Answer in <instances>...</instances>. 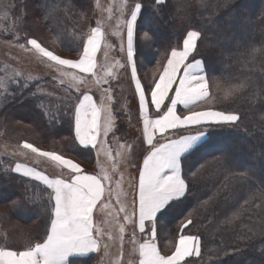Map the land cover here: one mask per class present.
Masks as SVG:
<instances>
[{
	"label": "trees",
	"instance_id": "16d2710c",
	"mask_svg": "<svg viewBox=\"0 0 264 264\" xmlns=\"http://www.w3.org/2000/svg\"><path fill=\"white\" fill-rule=\"evenodd\" d=\"M32 1L39 10V26L56 36L64 54L77 57L89 25L97 21L99 13L92 9L91 0ZM135 1L142 4L137 24L142 41L135 30L134 58L143 84H152L156 76L151 77V70L156 62L164 60L162 68L171 49L181 47L187 31H201L197 58L204 60L211 95L216 96L211 107L241 117L234 127L209 129L207 139L183 158L186 196L162 216L160 244L172 250L180 233L192 234L200 237L201 253L210 258L206 264H264V0H205V4L201 0ZM254 48L260 51L253 54ZM213 78L219 79V89ZM245 79L247 88L223 99L227 88ZM3 115L15 119L22 141L36 144L25 137L28 131L21 126H29V132L38 133V139L48 144L70 137L60 141L63 150L77 160H88L87 150L92 149L72 143V107V119L63 118L65 121L57 124L52 116L43 120L32 102L9 104ZM219 143L223 148L217 147ZM0 176V203L11 202L9 211H0L3 226L12 215L18 222L24 218L26 225L39 220V227L16 230L23 237L39 235L44 228V206H33L24 196V185L14 176ZM35 197L37 203L46 204L42 191ZM245 200H249L247 205ZM185 215V221L191 219L192 223L182 230ZM189 264L203 263L193 257Z\"/></svg>",
	"mask_w": 264,
	"mask_h": 264
},
{
	"label": "snow or ice",
	"instance_id": "6c2138e0",
	"mask_svg": "<svg viewBox=\"0 0 264 264\" xmlns=\"http://www.w3.org/2000/svg\"><path fill=\"white\" fill-rule=\"evenodd\" d=\"M163 2L164 0H157L158 4ZM201 3L205 4V0H201ZM125 10L129 17L123 21L126 27L127 60L131 63V78L135 82V91L139 96L142 135L149 150L143 158L142 168L139 169L138 198H133L131 213L127 211V205L120 199L124 195L121 189L123 177L121 176L120 181H116L115 194L117 203L120 205L118 211L123 213L125 222L138 226L140 233L145 232L147 223L149 235L142 242L136 240L135 231L131 233L133 252H138V264H187V258L201 255L200 237L181 234L174 245V251L171 254H164L156 242V220L158 213L162 214V210H166L170 202L185 195L187 184L181 172V157L194 151L208 132L198 130L192 134L178 136L177 134L193 127L197 129L223 128L230 125L234 127L241 117L239 113L214 110L211 107V102L216 100V96L210 95V83L204 60L197 58L198 41L202 37L201 31L197 30L187 31L182 41V48L173 47L163 65V70L160 71L158 68L153 74L154 77L158 74L159 78L153 79L149 99L141 79L138 78L133 59L134 26L142 11V4L136 3L128 8L127 0H122L121 16H124ZM108 12L111 14V8ZM114 34L119 35V24ZM104 37L105 33L100 22L97 21V26L90 28L76 59L62 58L34 38L26 41L30 48H26L25 44H20L19 47L36 53L48 62L57 71L58 77L55 79H58L60 84L63 85L67 81L69 88L80 93L74 106L72 143L84 148L97 149L99 146L97 155L99 156L102 152L111 161L112 170L116 171L118 162L112 157V151L106 139L108 133L114 128L112 109L110 103L102 101L97 104L94 101L86 88L89 83L88 76L84 75L90 74L91 82L98 87L106 84L107 77L112 75L110 69L104 73V76H98L96 71V54L101 48ZM145 37L148 38L147 33ZM110 47L112 46L106 45V48ZM258 51L260 50L254 48L253 54ZM190 57L191 62H189ZM105 58H107V51H105ZM69 69L78 71H69ZM21 75L14 71L9 80L11 83H17V77ZM32 78L29 76L26 79ZM212 83L217 89L220 88L218 78H213ZM24 86L27 87V84ZM247 87L246 79L233 84L224 91L223 99L227 100ZM0 92L7 95L8 81L0 80ZM170 92L174 94L169 95ZM104 93L107 94V100L110 102L112 100L110 89H104ZM203 101L210 102L206 110H191ZM178 106H183L187 114H177ZM153 107L156 112L155 118L149 115V109ZM52 118H56L55 114ZM157 134L163 137V142H159ZM120 147L123 149L125 146ZM22 148L30 150L38 159L44 158L61 169H67L69 175L67 178L51 177L44 170L23 163H16L14 168H11L14 173L38 181L44 186L47 192L45 232L43 236L29 241L22 248L0 246V264H73L74 261L89 254L100 252L101 248L107 251L110 247L109 241H113L115 237L110 229L106 231L94 221V210H97L98 206L101 211L112 206L110 198L113 189L108 186L112 176L108 169L98 159L99 171L89 174L80 163L56 151H44L28 142H24ZM131 148V145L127 146L129 154ZM122 155V152H117L118 157ZM106 197L108 202H105ZM248 203L249 200L243 202L244 205ZM109 216L115 219L114 213H109ZM133 217L137 219L134 220ZM105 223L107 224L108 221ZM191 223L192 220L188 219L182 225V230ZM117 226L119 241L122 245L125 225L117 221ZM129 264L132 262L129 261Z\"/></svg>",
	"mask_w": 264,
	"mask_h": 264
},
{
	"label": "rangeland",
	"instance_id": "374dc122",
	"mask_svg": "<svg viewBox=\"0 0 264 264\" xmlns=\"http://www.w3.org/2000/svg\"><path fill=\"white\" fill-rule=\"evenodd\" d=\"M121 3L122 0H91L92 9L99 11L97 21L100 22V26L105 33L101 53L98 58L99 76H104V73L110 69L112 75L114 72L120 71L119 79H124L122 71L126 68H130L131 63L127 60L126 27L123 24V21L129 17L127 10H125L124 16H121ZM136 3L138 2L135 0H127L128 8H131ZM109 8H111V14L108 12ZM93 10L90 11L96 15ZM38 16L39 10L37 9V6L34 5L32 0H0V80L8 81L7 95H5L3 92H0V174L14 176L18 182H21L24 185V196L28 197L29 202H31L33 206H44V209H46L47 204H44L45 202L37 203V198L35 197L38 196L41 191L43 192L44 196L47 197V192L44 190V186L38 181L14 173L11 171V168H14L16 163H23L29 166H35L40 170H44L45 173H48L49 171H55V167L57 166L53 165L52 162L44 158L38 159L35 154L31 153L30 150L23 149L22 144L26 141H22V137H19V128H16L14 125L15 119L11 120V118L7 116L5 117V115L2 116L3 109L9 104H13L15 102H32L42 115L43 120L47 118V116L53 117L54 114L56 118L53 120V124L59 123V120L68 119L70 121L72 119V116L69 115V109L72 107L74 113V106L77 103V97L80 95V93L76 92L75 89L69 88L67 81H65L63 85L60 84L59 80L55 79L58 77L57 71L51 67L48 62L43 60L36 53L29 52L26 49H21L19 47L20 44H25L26 48H30L31 46L27 45L26 41L29 38H34L37 39V41L41 43L42 46L47 47L50 51H53L54 54H57L62 58H77H72L69 55L63 53V51L58 46L59 41L56 39V36H54L47 28L39 26ZM138 20L139 15L134 26L135 41V30L138 34ZM97 21L90 23L88 33L91 27L97 26ZM118 24L119 35H115L114 33L117 31ZM138 35L140 36V31ZM106 45H111L112 47L106 48ZM179 48H182V45ZM105 51H107V58H105ZM133 59L135 62L134 57ZM117 61L119 62L118 64ZM163 62L164 60H158L156 62L154 68L151 70L153 72L151 73V77L154 76L153 74L154 72H157L158 68L161 70ZM14 71L22 74L21 76L17 77V83H11L9 80V78L13 76ZM69 71L74 70L69 69ZM142 75L143 74L141 73V76ZM29 76L33 78L30 80L26 79ZM108 77V82L106 84L100 85L99 87L91 82V78H88L89 83L87 84L86 88L93 90L98 97L107 98V94L104 93V89H109ZM152 81L153 79H151V82ZM25 84H27V87L24 86ZM133 86V83H131V86H129V84H121L118 81L115 84V88L118 92V96L114 95L116 100L106 102L110 103L112 116L114 118L113 131L109 132L107 136L109 140L108 147L112 151V156L114 154L117 156V152L124 151V153H126V150H128L127 146L131 145V150L134 152V156L125 160L126 162L130 161L131 166H134L138 161H140V156L138 153H140L139 151H142V145L136 142V135L134 132L132 134L129 130V127L126 125L127 121L136 119V112L139 103V99L136 100V94ZM210 92L212 94L211 89ZM45 113L48 114L46 115ZM21 127L24 131H28V135L25 137L36 141V144L31 142L28 143H31L44 151H56L59 154L64 155L66 158H70L74 162L80 163L82 167L87 169L94 168L97 166L98 159L100 162L102 160L101 164L104 166L106 163L109 164L105 155L100 158V155L97 156V152L92 150H87L89 152L87 155L88 160L93 161H84L82 159L77 160L75 156L63 150L61 145L62 143H60V141L70 139V137L64 136L58 139L57 142L48 144L44 142L43 138L41 140L38 139L40 137L38 133L34 134L33 132H29V130H32L29 126ZM121 145H124L125 147L122 149L120 147ZM222 146V143L217 145L219 148H223ZM136 154H138V157L135 156ZM117 159L120 158L117 156L115 160ZM109 165L111 168V163ZM5 169L8 170L5 171ZM117 169H119V167H117ZM121 176L123 177V175L118 171L112 173V178H121ZM120 180L121 179L118 181ZM123 180L121 182V189L127 187L128 185L126 176L123 177ZM125 192L127 193V191L124 189V195L121 197L123 198L124 202L127 199ZM10 203L11 202L8 200L1 201L0 211H9ZM119 207L120 205L117 204L118 209ZM130 210L131 209H128L129 212ZM44 214V228L37 236L25 234L23 237L16 230H19L24 226H28V228H34L39 224H42L39 220H36V222H30L28 225H26L24 218H21L23 221L20 220L18 222L12 215V217H9L8 223H6L4 226L0 221V246L7 245L13 248H21L29 241H34L37 238L43 236L45 232L46 212ZM185 218L186 215L183 217V223L186 222ZM11 229L13 230V233L10 232ZM172 246L174 247L173 243ZM201 255L199 257H195L196 260L202 262L203 264H206L210 261L209 257L203 255L202 253ZM111 260H113V258Z\"/></svg>",
	"mask_w": 264,
	"mask_h": 264
},
{
	"label": "crops",
	"instance_id": "0c3cea01",
	"mask_svg": "<svg viewBox=\"0 0 264 264\" xmlns=\"http://www.w3.org/2000/svg\"><path fill=\"white\" fill-rule=\"evenodd\" d=\"M103 44V41H102ZM102 44H101V48L100 50L97 52L96 54V62H97V75L99 76V68H98V58L100 56L101 53V49H102ZM189 62H191V57L189 58ZM163 70V67L161 68L160 71ZM74 71H78V70H74ZM119 72L120 71H116L113 73V75L109 78V83H108V87L110 89V94L112 97L111 101H115L116 98L114 97V95H117V90L115 88V84L119 81V83L121 84H129V86H131V83H133V88L135 91V82L132 80L131 78V64H130V68H126L125 70L122 71V75L124 77V79H119ZM182 74V73H181ZM87 75L88 78H91L90 74H84ZM138 78H140L139 73L137 72ZM158 74L156 76L155 79H158ZM141 79V78H140ZM142 82V80H141ZM153 82V81H152ZM94 84V83H93ZM142 85L145 89L146 94H148V98L150 99V86H153L152 84L145 86L142 82ZM83 90V89H82ZM89 94H91L93 96L94 101L97 104H100L102 101H104L105 103L108 101L107 98H103V97H98L93 90H89ZM136 100L139 99L138 93H136ZM174 93L170 92L169 95H173ZM211 95V92H210ZM166 103H169V101H166ZM209 101H203L198 103L193 109V111H200V110H206V107H204V105L208 104ZM215 110V109H214ZM177 114H187V110L183 109V106H178L177 108ZM149 115L152 118H155L156 112L154 107L149 109ZM123 124V123H122ZM126 125L129 127V130L131 131V133L136 135V142L140 143L142 145V151H139L140 153V161H138L134 166H131V162L128 161L126 162L125 160L128 159L129 157H133L134 156V152L131 150L130 154L128 152V150H126V153H124V151L122 152L123 155L119 156L120 159H117V167H119V169H116V171L111 172V168H110V163L111 161L108 160L107 161L109 164H105V166L108 168L109 174L112 176L113 172H119L120 174L123 175V177H127L128 180V185L127 187H124L122 189V192L124 193V189L125 191H127V193L125 192V195L127 196L126 201L124 202L123 198H120L126 205H127V211L128 209H131L133 211V205H132V201L134 197L138 198V178H139V169L142 168L143 166V158L144 156L147 154V151L149 150V146L147 145L146 141L143 138L142 135V117L140 115V111H139V103H138V108H137V112H136V119L135 120H131V121H127ZM206 131L209 133V128L204 127L202 129H197L195 127L193 128H189V129H184L181 131V133H178L177 136L179 134H192L195 133L196 131ZM113 131V130H112ZM111 131V132H112ZM157 137L159 139V142H163V137H159V134H157ZM208 135L203 137L201 139V141L199 142L198 146L203 143L206 139H207ZM107 142L109 143V140L107 138ZM88 149H92L93 151L98 152V149H93L91 147H89ZM137 153V152H136ZM138 154H136L135 156L138 157ZM100 158L102 156H104L103 153H100ZM188 155V154H184L181 157V172L183 175V169H182V160L183 158ZM98 156V155H97ZM114 159L117 158L116 154H114L112 156ZM102 163V160L101 162ZM56 170L55 171H49L48 175H50L51 177H55V176H61L63 178H67L69 173L67 169H61L59 167H55ZM86 172H88L89 174H95L99 171L98 167L95 166L94 168H90L87 169L85 167H82ZM134 174V175H133ZM116 178H112V181L110 183H108V186L111 187L113 189V194L110 198L111 200V208L109 209H105L103 211H101L99 209V206L97 208V210H94V221L97 222L98 224H100L102 227L105 228V230H111L112 235L115 237V239L113 241H109L110 247L107 249V251H105L103 248H101V251L98 253H92L89 254L88 256L81 258L79 260H76L73 262V264H129V261L132 262V264H138V252L134 253L133 252V243H132V238H131V233L133 231L136 232V240L139 242H142L144 239L148 238L149 235V230H148V226L146 223V230L144 233H140L138 226H135L132 223H128L125 222L123 220V213H120L117 208V198H116V194H115V190H116ZM121 179V178H117V181ZM123 180V179H122ZM124 181V180H123ZM186 194V193H185ZM122 197V196H121ZM185 195L181 198H179L178 200H174L172 202H170V206L167 207L166 210H162V214L158 213V217L156 220V226H157V245L158 247L161 249V252L164 254H171L172 251H174V247L172 250H166L162 247V244H160V222H162V220L164 219V217H162L164 214H166V212L170 209V207H172L173 204H175L176 202L182 200V198H184ZM105 202H108L107 197L105 199ZM132 205V206H131ZM130 210L129 213H131L132 211ZM109 213H114L115 214V219H113L111 216H109ZM138 216V213H137ZM133 219H137V217H133ZM105 221H108V223L106 224ZM117 221L120 224H124L125 225V234H124V241L123 244L121 245L120 241H119V231H118V226H117ZM192 235V234H184V233H180L179 235ZM179 235L177 236V239L175 241V243L178 241L179 239ZM105 240H107V237H105ZM175 245V244H174ZM195 257V256H193ZM191 258H187V264H189V260L192 259ZM113 258V260H111ZM89 260V261H88Z\"/></svg>",
	"mask_w": 264,
	"mask_h": 264
}]
</instances>
